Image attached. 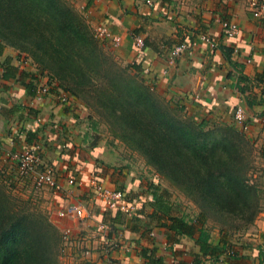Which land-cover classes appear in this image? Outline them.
Here are the masks:
<instances>
[{
	"label": "crops",
	"instance_id": "0c3cea01",
	"mask_svg": "<svg viewBox=\"0 0 264 264\" xmlns=\"http://www.w3.org/2000/svg\"><path fill=\"white\" fill-rule=\"evenodd\" d=\"M69 1L89 26L105 27L118 37L117 56L125 64H140L156 92L195 123L236 128L232 110L240 106L247 127L242 134L255 148V164L264 167V21L250 16L247 0ZM219 21L234 22L237 35L225 38ZM200 35L211 37L216 47L202 44ZM133 36L142 38L141 49L134 47ZM181 43H190L187 51L168 63L169 50ZM4 60L14 79H0V145L17 152L33 142L40 144L42 161L52 169L55 182L53 188L39 190L40 198L48 206L49 222L60 234L70 232L60 264H103L105 259L149 264L145 256L160 264H264V204L251 232L237 242L230 240L234 253L212 262L198 252V231L188 238L168 228L169 217L185 215L182 207H174V197L164 196L170 205L166 215L152 210L149 186L162 189L161 181L142 160L135 162V155L102 139L88 111L73 97L68 96V105L60 104L56 96L61 91L49 90L46 77L25 55L5 48L0 63ZM5 65L0 66V77ZM28 77L35 78L33 95L38 86L48 88L38 103L24 88ZM240 77L247 82L240 83ZM28 135L33 136L30 143ZM0 165L10 168L5 161ZM91 177L108 189L123 191L136 203V215L127 219L104 209L90 191ZM69 179L73 185L67 184ZM68 205H82L89 217L58 219L55 213ZM98 224L106 229L98 232ZM208 234L206 243L214 244L217 231Z\"/></svg>",
	"mask_w": 264,
	"mask_h": 264
},
{
	"label": "trees",
	"instance_id": "16d2710c",
	"mask_svg": "<svg viewBox=\"0 0 264 264\" xmlns=\"http://www.w3.org/2000/svg\"><path fill=\"white\" fill-rule=\"evenodd\" d=\"M5 48L29 58L49 90L66 91L94 108L114 139L197 209L191 220L169 217L170 230L188 238L198 231V252L212 262L232 254L230 231L252 226L260 205L259 191L248 179L250 144L242 132L230 125L197 124L175 105H161L140 64L117 65L65 0H0V57ZM4 64L0 79H14ZM28 78L24 88L34 97L35 78ZM149 187L152 210L166 215L168 193ZM207 223L217 227L214 244L206 243ZM61 245V234L44 214L12 208L0 195V264H59Z\"/></svg>",
	"mask_w": 264,
	"mask_h": 264
},
{
	"label": "built area",
	"instance_id": "2783aa9c",
	"mask_svg": "<svg viewBox=\"0 0 264 264\" xmlns=\"http://www.w3.org/2000/svg\"><path fill=\"white\" fill-rule=\"evenodd\" d=\"M149 2L146 1V4ZM247 9L250 16L258 21H264V0H247ZM222 34L225 38H234L238 33L236 24L232 21H219ZM94 37L101 41H110L115 47L119 43L118 37L112 36L107 28L96 26L94 28ZM198 40L208 46L210 49L216 47L215 41L207 36L200 35ZM133 45L136 49L143 47V40L141 37H132ZM190 43H181L172 47L167 54V62L172 63L178 56L185 53ZM48 93L46 86H38L35 90L34 101L40 102L43 97ZM56 100L63 105L69 104V97L63 92H59L56 96ZM232 121L236 129L241 132L246 131V118L244 112L240 106H235L232 110ZM0 160L5 161L12 165L14 173L22 180H30L32 187L36 190L42 188H53L55 186L53 171L48 166L43 165V159L41 156V146L38 142H33L27 145L21 151H6L3 150L0 145ZM0 165V174L5 175V171ZM90 191L96 199H99L104 209L120 213L123 217L130 219L136 215L137 207L135 202L128 201L121 190H111L97 182L95 178H89ZM68 185H73V179L67 181ZM58 219H71V220H83L89 217L88 212L82 207V205H68L55 213ZM98 232H103L106 227L98 224L96 227ZM70 232L64 230L61 233V255L64 249V244L67 243ZM82 264H92L90 262H84ZM103 264H113L110 259H105Z\"/></svg>",
	"mask_w": 264,
	"mask_h": 264
},
{
	"label": "rangeland",
	"instance_id": "374dc122",
	"mask_svg": "<svg viewBox=\"0 0 264 264\" xmlns=\"http://www.w3.org/2000/svg\"><path fill=\"white\" fill-rule=\"evenodd\" d=\"M69 6L76 12L78 13L81 18H83L82 14L79 13L78 11H76V9L73 7L72 3L69 0H65ZM190 1H194V0H188ZM202 1V0H199ZM85 24L87 25V28L91 34V37L94 41H96L100 48L102 49V51L108 56L110 57L117 65H119L120 67H124L125 64L124 61L121 59V57L117 56L116 53V48H118L119 46H112L111 43L107 42V41H101L98 40L94 37V26H89L85 19L83 18ZM65 94H67L68 96H71L68 92L66 91H62L59 90ZM155 94L158 97V102L162 105H167V101L160 95L159 92H155ZM155 95V96H156ZM73 97V96H71ZM74 99V97H73ZM78 102V101H77ZM82 105V104H81ZM83 107H85V109L88 111V113L90 114V120L94 125L97 126L98 131H100L101 133V138L102 139H106V141H109L110 143H116L117 145H119L120 147H123L124 151L126 152V154L132 153L133 155L136 156L137 159H135V162H138L140 160L143 161L142 157L139 156L138 154H136L135 152H131L129 151V149H127L125 147V145L117 139H114L111 136V133L108 131L104 121L96 114L95 110H93L94 108H90V107H86L83 105ZM181 116L185 117L186 114L181 111L180 113ZM255 158H256V151L255 148H253L250 145V160H251V164H250V168L248 171V179L249 182L254 184L258 191H259V204H264V176H263V171H264V167L260 168L255 164ZM43 165H46L44 162H42ZM144 163V161H143ZM47 166V165H46ZM3 171H5L4 173H6L5 175L0 174V195H3V198L8 202V204L15 209H21L24 207H27L29 210H35V211H39L42 214H44L47 218V212L48 209L46 207H48L45 204V200L40 198V194L42 191H37L36 189L34 190V188L32 186H30V180H20L17 175L14 173V171L12 170V165H10V168H7V170L1 168ZM161 181V188L163 190H165L168 195H170L171 197H174V207L176 209L182 207L183 208V213H185V215L191 216V219L195 217V215L197 214V209L181 194L180 191L176 190L173 186H171L170 184H168L166 181L162 180L161 178H159ZM25 182V185H24ZM32 187V189H31ZM206 229L208 230V232L212 231L215 233V231H217V227L212 225L211 223H207L206 224ZM215 230V231H214ZM251 232V226L247 227L246 229H239L238 231H230V240L231 242H237L240 239L242 240L245 234H248ZM59 264H60V258H59Z\"/></svg>",
	"mask_w": 264,
	"mask_h": 264
}]
</instances>
